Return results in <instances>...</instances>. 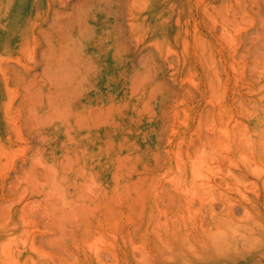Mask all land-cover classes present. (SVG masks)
<instances>
[{
  "label": "rangeland",
  "instance_id": "1",
  "mask_svg": "<svg viewBox=\"0 0 264 264\" xmlns=\"http://www.w3.org/2000/svg\"><path fill=\"white\" fill-rule=\"evenodd\" d=\"M0 264H264V0H0Z\"/></svg>",
  "mask_w": 264,
  "mask_h": 264
},
{
  "label": "bare ground",
  "instance_id": "2",
  "mask_svg": "<svg viewBox=\"0 0 264 264\" xmlns=\"http://www.w3.org/2000/svg\"><path fill=\"white\" fill-rule=\"evenodd\" d=\"M221 248V247H220ZM195 253V252H194Z\"/></svg>",
  "mask_w": 264,
  "mask_h": 264
}]
</instances>
